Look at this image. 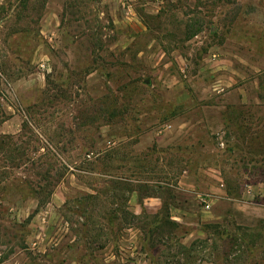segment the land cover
I'll return each instance as SVG.
<instances>
[{
    "label": "rangeland",
    "instance_id": "1",
    "mask_svg": "<svg viewBox=\"0 0 264 264\" xmlns=\"http://www.w3.org/2000/svg\"><path fill=\"white\" fill-rule=\"evenodd\" d=\"M0 264H264V0H0Z\"/></svg>",
    "mask_w": 264,
    "mask_h": 264
},
{
    "label": "built area",
    "instance_id": "2",
    "mask_svg": "<svg viewBox=\"0 0 264 264\" xmlns=\"http://www.w3.org/2000/svg\"><path fill=\"white\" fill-rule=\"evenodd\" d=\"M205 207H206V208H208V207H209V205H207V204H206V206H205Z\"/></svg>",
    "mask_w": 264,
    "mask_h": 264
}]
</instances>
